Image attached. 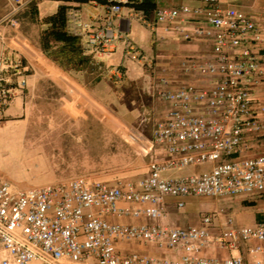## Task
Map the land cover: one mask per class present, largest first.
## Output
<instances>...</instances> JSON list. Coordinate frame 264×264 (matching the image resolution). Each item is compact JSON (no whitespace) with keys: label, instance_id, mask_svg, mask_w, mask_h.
<instances>
[{"label":"built area","instance_id":"1","mask_svg":"<svg viewBox=\"0 0 264 264\" xmlns=\"http://www.w3.org/2000/svg\"><path fill=\"white\" fill-rule=\"evenodd\" d=\"M142 0H105L106 14L101 26L82 24L72 15L73 33L79 36L84 51L95 63L110 58L118 42H127V33L117 22L125 5ZM196 6H157L155 23L164 33L180 35L183 40L206 38L212 41V57L186 62L185 69L195 70L211 86L187 84L169 89L160 80L158 99L170 108L157 119L152 129L153 142L161 147L162 157L148 162V174L138 182L114 185L77 175L54 183L17 187L0 179V264H78L95 259L96 264H264V220L254 225L238 224L233 218L215 235L202 218L201 225L171 227L164 224H124L109 222L116 217L164 214L165 197L203 196L226 198L264 190V153L240 157L250 147L246 134L263 128L257 111L264 103L254 102L250 77L264 74V64L244 42L264 46V31L242 10L221 6L218 0H200ZM9 14L0 18L15 25L14 14L28 1L9 0ZM26 69L19 59L0 57V109L11 92L4 74ZM118 79V68L110 70ZM20 86H28L23 76ZM210 163L200 174L163 176L175 168ZM123 202L128 206H120ZM183 201L176 203L183 206ZM136 240L161 249L181 250L175 257L117 251L118 241ZM234 253L207 255L210 245ZM246 247V255L239 247Z\"/></svg>","mask_w":264,"mask_h":264},{"label":"crops","instance_id":"2","mask_svg":"<svg viewBox=\"0 0 264 264\" xmlns=\"http://www.w3.org/2000/svg\"><path fill=\"white\" fill-rule=\"evenodd\" d=\"M27 4L14 14L15 25L0 26V57L19 59L26 71L21 75L10 69L4 74V84L11 96L0 109V156L12 154L18 162L34 164L36 175L14 184L28 187L53 183L77 175L114 185L117 182H138L148 174V162L162 157L161 147L153 142L152 129L157 119L170 108L158 99L160 80L168 81L169 89L187 84L211 86L217 76L208 80L195 70L185 69L186 62H198L212 57V41L206 38L183 40L180 35L164 33L155 23L154 11L146 17L135 5L123 6L117 24L130 29V20L138 16L143 27L137 31L135 46L140 50L139 66L128 75V68L117 67L121 77L116 79L110 70L116 69L105 60L98 62L102 77L95 82L85 80L81 73H71L59 67L40 48L41 21L54 14L61 5L67 6V32L73 33L72 15L82 24L101 26L106 14L105 0H25ZM157 6L178 7L200 5V0H155ZM223 7L232 6L245 12L260 31H264V0H218ZM11 3L0 0V18L9 14ZM76 36V35H75ZM79 37V36H78ZM80 38V37H79ZM82 42V41H81ZM119 43V42H118ZM117 43V45H118ZM116 45V47H117ZM264 64V46L253 41L242 44ZM115 52V51H114ZM127 52H125L126 54ZM23 76L28 86H20ZM124 81L121 82L120 81ZM254 102L264 103V74L250 77ZM264 126V112L257 111ZM250 147L240 157L264 153V127L246 134ZM207 165L209 169L211 164ZM190 166L175 168L163 176L192 173ZM0 168V179L8 180ZM9 181V180H8ZM245 198H212L213 205L188 206L191 197L167 196L162 203L164 214L158 218L145 216L116 217L106 215L109 222L124 224H164L171 227L201 225L202 218L211 217L210 233L217 234L228 218L241 225H254L264 220L262 193ZM220 199L227 203L219 205ZM183 201L178 208L176 203ZM120 206L129 204L120 202ZM120 254L138 253L155 257H175L181 250L158 248L152 243L136 240L118 241ZM246 255V247H239ZM235 251L210 245L205 253L225 257ZM93 262L96 263L94 259Z\"/></svg>","mask_w":264,"mask_h":264},{"label":"trees","instance_id":"3","mask_svg":"<svg viewBox=\"0 0 264 264\" xmlns=\"http://www.w3.org/2000/svg\"><path fill=\"white\" fill-rule=\"evenodd\" d=\"M66 1V0H64ZM148 17L156 8L155 0H142L133 6ZM44 28L40 33V48L63 70L81 73L85 80L95 82L102 77L101 65L84 51L81 39L67 32V6L61 5L57 11L41 21Z\"/></svg>","mask_w":264,"mask_h":264},{"label":"rangeland","instance_id":"4","mask_svg":"<svg viewBox=\"0 0 264 264\" xmlns=\"http://www.w3.org/2000/svg\"><path fill=\"white\" fill-rule=\"evenodd\" d=\"M143 27L140 24V20L138 19V16L132 17L130 20V29L129 32L127 33V42L121 41L118 43L113 57L107 61L108 65H111L113 67H119L120 65L125 66L128 68V75H132L133 68H137L139 66L138 60L141 58L140 57V50L136 48L135 44V36L137 34L138 30H141ZM125 52H127L125 54ZM124 82L123 80L120 81ZM209 164V163H206ZM207 165H190L189 169L191 170L192 173H202L205 171H208L209 168L206 167ZM0 168L2 170H5L4 175L7 177L10 183L17 184L18 182H21L23 179L27 178V180L31 179L34 175H36V171L34 170V164H31L29 166L26 165V163L18 162L15 159V156L12 154L5 155V156H0ZM7 180V181H8ZM54 183V182H53ZM46 184V183H44ZM262 193L263 195V200H264V190L261 192H256L253 194H243V195H238V196H233V197H226V198H245L243 200L247 201L249 197H252L256 195L257 197L259 196L258 194ZM215 201L211 197H203V196H193L189 199L188 206L191 205H200L206 206V205H213ZM227 203V201H224V199H220L219 205L224 206ZM94 259H90L87 262H81L78 264H96L93 262ZM64 264H74L70 263L68 261H65Z\"/></svg>","mask_w":264,"mask_h":264}]
</instances>
